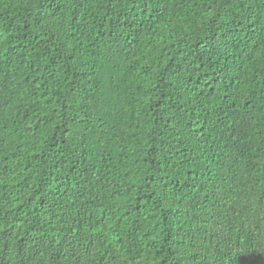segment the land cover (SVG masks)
<instances>
[{
  "label": "trees",
  "instance_id": "16d2710c",
  "mask_svg": "<svg viewBox=\"0 0 264 264\" xmlns=\"http://www.w3.org/2000/svg\"><path fill=\"white\" fill-rule=\"evenodd\" d=\"M0 264H264V0H0Z\"/></svg>",
  "mask_w": 264,
  "mask_h": 264
}]
</instances>
